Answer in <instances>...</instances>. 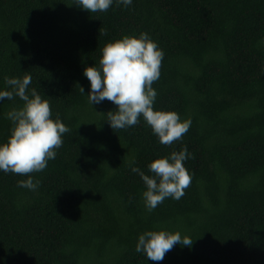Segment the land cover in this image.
<instances>
[{
  "label": "trees",
  "instance_id": "trees-1",
  "mask_svg": "<svg viewBox=\"0 0 264 264\" xmlns=\"http://www.w3.org/2000/svg\"><path fill=\"white\" fill-rule=\"evenodd\" d=\"M141 33L164 52L153 109L191 120L171 145L143 116L112 129L116 105L88 100L84 69ZM25 75L70 131L42 172L0 171V264H264V0H133L96 13L73 0H0V90ZM22 105L0 102V143ZM185 147L184 196L149 211L131 167L152 176L151 162ZM29 176L35 191L18 187ZM146 231L194 242L148 261L135 250Z\"/></svg>",
  "mask_w": 264,
  "mask_h": 264
},
{
  "label": "clouds",
  "instance_id": "clouds-1",
  "mask_svg": "<svg viewBox=\"0 0 264 264\" xmlns=\"http://www.w3.org/2000/svg\"><path fill=\"white\" fill-rule=\"evenodd\" d=\"M73 3L90 13L106 12L113 3L125 8L133 0H73ZM99 67H86L83 75L90 81L87 94L91 105L104 100L116 105L107 113V122L112 129H125L144 121L158 137L161 144L171 145L180 140L190 128L191 120L182 121L174 111L154 110L157 91L152 87L160 77L164 52L149 34L139 37L124 36L120 40L107 43L102 49ZM31 76L22 79L5 78L10 90H0V102L18 97L22 107L7 114L12 122L11 135L6 143H0V171L27 175L42 172L49 160L56 157L55 149L62 146V136L70 129L59 119H51L50 105L35 89L29 92ZM81 92L84 93L83 87ZM191 154L185 147L180 152H172L167 157L155 159L148 165L154 175L144 174L138 167L131 171L140 175L146 191L143 200L149 211L154 210L165 199L180 200L184 190L191 183V176L184 161ZM134 164V162H133ZM39 181L31 176L17 182L18 187L37 190ZM188 236L179 232L146 231L139 235L136 252L144 253L151 261H163L165 254L176 245H193Z\"/></svg>",
  "mask_w": 264,
  "mask_h": 264
}]
</instances>
